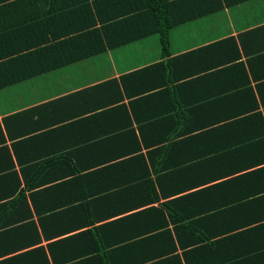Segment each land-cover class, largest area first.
<instances>
[{
    "label": "crops",
    "instance_id": "1",
    "mask_svg": "<svg viewBox=\"0 0 264 264\" xmlns=\"http://www.w3.org/2000/svg\"><path fill=\"white\" fill-rule=\"evenodd\" d=\"M14 2L0 0V34ZM230 37L228 64L236 52L213 44ZM262 84L264 0H252L174 28L166 58L153 35L1 89L0 264H178L170 237L181 264H264V139L234 121L264 118ZM195 163L190 183L213 179L179 189ZM174 207L199 255H183Z\"/></svg>",
    "mask_w": 264,
    "mask_h": 264
},
{
    "label": "trees",
    "instance_id": "2",
    "mask_svg": "<svg viewBox=\"0 0 264 264\" xmlns=\"http://www.w3.org/2000/svg\"><path fill=\"white\" fill-rule=\"evenodd\" d=\"M248 1L252 0H16L7 7L9 10L13 9L11 12L13 15H7L8 20H12L9 22L12 30L0 34V90L153 35H157L161 56L166 58L170 55V32L174 28L220 14L225 9L234 8ZM24 9L26 14L22 13ZM5 10L6 6L0 8L4 13ZM261 30L262 28H258L241 34L238 37L239 43L242 44V38L245 41L244 37ZM210 46L212 45L206 46L203 50H208ZM213 46H219L224 51L233 49L236 52V57L231 56L230 53L224 54L227 55L222 60L225 63H233L232 61L240 56L233 37L219 40ZM242 46L246 47L245 42ZM200 50L202 49L182 54L173 61L181 62L192 58ZM163 64L160 62L152 68ZM262 86L264 85L257 86V92L264 104V96L260 94L261 89H264ZM249 92L254 98L256 108L257 98L251 88ZM234 121L241 124L252 123L253 127H250L252 135L254 136L255 133L259 136L261 133L263 136L260 139H264V118L261 113L254 112ZM256 126L258 127L255 130ZM246 132L248 133V130ZM257 144L264 146V142ZM227 148L229 149L228 145L223 146V150ZM243 149V147L239 148V150ZM209 151L211 155L217 152L215 148ZM208 159V162H211L216 158L212 156ZM189 161H192L191 157ZM199 163L188 164L182 168V171L190 169L191 171L187 176L182 173L184 179L181 180L182 186L179 189L197 187L199 183L213 179L190 183L200 172L199 170L192 172L193 167ZM178 204L179 202L174 201L176 207ZM152 211L158 210L155 208ZM167 212L174 224V235L178 245L183 249L192 247L183 255H199L196 251L199 245L196 240L185 242L183 246V234L187 235L189 226L178 224L183 221L182 217H178V210L175 207L168 208ZM158 214L160 226L158 225L156 229L167 228L165 215L161 211H158ZM158 235L151 238L162 237L167 240L171 232L166 229ZM169 239L171 252L174 253L175 244L171 237ZM173 253L171 258L181 264L179 255ZM138 263L141 262L135 261V264ZM167 264H173L171 259Z\"/></svg>",
    "mask_w": 264,
    "mask_h": 264
},
{
    "label": "rangeland",
    "instance_id": "3",
    "mask_svg": "<svg viewBox=\"0 0 264 264\" xmlns=\"http://www.w3.org/2000/svg\"><path fill=\"white\" fill-rule=\"evenodd\" d=\"M248 8V10H251V7H247Z\"/></svg>",
    "mask_w": 264,
    "mask_h": 264
}]
</instances>
